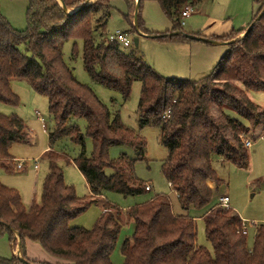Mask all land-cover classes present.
Returning a JSON list of instances; mask_svg holds the SVG:
<instances>
[{
	"label": "trees",
	"instance_id": "obj_1",
	"mask_svg": "<svg viewBox=\"0 0 264 264\" xmlns=\"http://www.w3.org/2000/svg\"><path fill=\"white\" fill-rule=\"evenodd\" d=\"M26 1L25 31L15 29L0 9V102L17 107L20 99L11 83L25 81L48 99L55 128L49 130V172L41 203H33L28 210L18 191L0 182V236L8 234L14 249L19 240L21 257L28 262L26 242L30 241L64 264H113L111 256L120 233L133 222L134 233L121 249L124 264H264V225L256 227L249 248L247 236L241 233L242 218L218 202L223 181L213 166L217 158L248 169L250 153L245 140L256 141L264 134V108L250 95L264 92V0H255L258 10L251 23L255 24L247 34L249 26L213 38L229 42L227 53L210 74L196 81L166 78L137 49L127 52L109 40L107 26L114 9L110 2L116 0L90 5L88 0H63L72 14L58 0ZM122 1L127 6L126 33L139 30L162 41H193L170 34H186L181 15L203 0H156L172 23L164 34L145 28L143 0H139L138 26L134 24L137 1ZM78 39L83 41L84 70L93 83L128 100L134 82H141L140 125L152 124L160 130V141L168 151L162 173L177 194L182 214L173 212L165 195L126 211L102 200L108 192L138 196L152 190L135 171L146 144L123 124L119 111L104 104L90 85L78 81L64 61L65 43ZM76 56L73 51V59ZM78 121L85 122L84 130ZM86 138L92 141L91 156ZM64 139L78 146L75 158L55 150ZM32 143V133L21 118L0 113V166L12 172V147ZM115 146L129 147L138 152L137 157L121 154L113 160L110 151ZM60 160L73 161L90 189L89 198L80 199L74 187L66 184ZM92 204L102 208L95 225L91 229L71 227ZM191 210L200 217L191 216ZM198 219L204 222L212 250L198 244ZM0 264L27 263L15 255L0 258Z\"/></svg>",
	"mask_w": 264,
	"mask_h": 264
},
{
	"label": "rangeland",
	"instance_id": "obj_2",
	"mask_svg": "<svg viewBox=\"0 0 264 264\" xmlns=\"http://www.w3.org/2000/svg\"><path fill=\"white\" fill-rule=\"evenodd\" d=\"M98 1L88 0L86 4H95ZM222 1L223 4L215 5L214 10L222 16L221 19H225L223 16L224 10L235 13V6L232 3L234 0ZM224 1L226 2L224 3ZM227 2L230 3L225 6ZM110 3H114V9L108 22V33L118 30L128 31L129 24L123 16L126 12L125 2L116 0ZM27 6L28 2L26 0H0V8L4 16L9 19L15 29L20 31L27 29ZM251 6V1H248L246 12L251 10ZM198 8H195L192 15L184 20L185 25L182 26V29L185 33H201L209 38L214 33L227 31L231 24L230 21L221 20L220 22L218 18H216V21L209 15L208 11L204 9L197 11ZM72 11L69 10V12ZM141 17L146 24L147 31L164 34L172 28V23L163 14L156 0H143ZM129 38L132 45L125 48L127 52L137 49L138 53L144 55L149 66L156 72L166 78L177 80L196 81L207 76L218 65L228 50L227 46L223 45L226 42H221L222 44L217 46L190 42L184 45L177 42L158 40L146 35L141 36L137 32L129 33ZM135 38L139 39L138 48L133 43ZM237 39L239 37L233 41ZM21 50L24 51V47H21ZM73 51L77 54L74 59L72 57ZM82 53L83 41L81 39L70 40L63 47L64 61L73 70L78 81L90 85L104 104L113 111H119L123 124L132 129L146 144L144 158L136 162L135 171L137 177L150 185L152 190H148L145 194L138 196H124L108 192L104 198L111 204L126 211L137 205L148 203L157 195H165L171 202L173 212L182 214L177 195L162 173V164L168 156V151L160 141V130L152 124L145 127L140 125L138 106L141 98V82H134L130 98L125 100L120 93L107 90L91 81L84 70ZM11 88L19 97L20 104L14 107L0 102V113L6 116L16 115L21 118L32 133L33 143L30 145L16 144L12 147L11 155L17 160H25L27 169L25 171L17 170L15 162L12 168L16 169L15 172L9 173L0 166V182L6 187L16 189L21 195L25 207L30 209L33 203H41L43 184L49 172V160L46 153L50 146L49 130L55 128V121L49 113L48 99L33 91L25 81H13ZM250 95L254 102L264 107V92H251ZM36 112H39L45 120L44 125L38 119ZM78 125L83 130L85 129L84 121H78ZM261 137H264V134ZM260 138L256 142L253 140L254 145L249 148L250 167L248 169H241L232 163H225L217 158H215L213 163L219 179L223 181L220 195L229 197V207L247 223L248 235L246 236L249 248L253 246L256 227L264 225V140ZM54 148L56 151H65L70 158H75L79 153L78 146L68 139L59 141ZM86 150L87 155L91 156L93 146L89 138H86ZM121 154H128L135 159L138 152L125 146H115L110 151V157L113 160L118 159ZM35 163L40 167L38 172L34 170ZM59 165L64 172L66 184L74 187L80 199L89 198L86 180L73 161L68 164L64 160H60ZM210 186L214 187L213 184ZM101 214L102 208L100 204H92L87 211L72 221L71 227L91 229ZM197 226L198 244L212 250L206 239L203 220L198 219ZM132 227V222L123 227L116 249L111 256L113 260L117 258L123 261L120 244L125 239L132 237L134 232H130ZM32 246L37 245L33 244ZM15 250L16 253L14 252ZM15 250L9 241L8 234L0 236V258L11 259L15 255L21 256L19 240ZM30 250L38 255L36 247H31ZM57 264L64 263L60 261Z\"/></svg>",
	"mask_w": 264,
	"mask_h": 264
},
{
	"label": "crops",
	"instance_id": "obj_3",
	"mask_svg": "<svg viewBox=\"0 0 264 264\" xmlns=\"http://www.w3.org/2000/svg\"><path fill=\"white\" fill-rule=\"evenodd\" d=\"M137 1V0H135ZM248 1H251V10L247 11L246 12V7H247V3ZM226 1H224L225 3ZM230 2H227V4L225 6H227ZM232 3H234V6H235V13H232L230 12L229 10H224V13H223V16L225 17V19H221V15L217 12H215L214 8H215V5H219V4H223V1L222 0H203L202 3L199 5V8L197 11L199 10H205V11H208L209 12V15L214 18V20L217 21L216 18H218V21L221 22V20H227V21H230V25L227 29V31H224L223 33H214L212 35H210V37L208 38L207 36L205 35H202L201 33H186V34H190V35H194V36H198V37H203V38H207V39H210V40H213V38L215 37H224V36H227L229 35L231 32L233 31H238V30H244L246 28H248V26H250V24L252 23L253 19H254V16L256 14V11L258 10V5H256L255 3V0H234ZM231 3V4H232ZM114 4V3H113ZM112 4V5H113ZM114 7V6H113ZM1 9V8H0ZM2 12V11H1ZM127 13V6H126V12L124 14ZM2 14L4 15V13L2 12ZM123 14V16H124ZM7 18V17H6ZM189 18V17H188ZM188 18H185V19H188ZM184 19V20H185ZM9 20V19H8ZM226 21V22H227ZM144 22V21H143ZM185 25V24H184ZM144 26L145 28L147 29L146 27V24L144 22ZM172 29V28H171ZM170 29V30H171ZM148 30V29H147ZM168 30V31H170ZM127 31V30H125ZM167 31V32H168ZM244 36L241 35L239 36V39H241L242 37ZM218 43L217 44H212V43H205V42H201V41H192L190 43H202V44H207V45H211V46H217V45H220L222 44L221 41H217ZM227 43V42H226ZM223 44V45H226L227 46V49H228V44ZM180 44H189V43H180ZM191 46V45H190ZM193 46V45H192ZM264 108V107H263ZM27 126V125H26ZM28 128V127H27ZM261 139V138H260ZM256 142V141H255ZM253 145H254V142H253ZM252 145V147H253ZM251 147V148H252ZM48 151H49V148H48ZM47 151V152H48ZM46 152V153H47ZM45 153V154H46ZM13 159L15 160L13 162L12 165H10V167L13 168V166L15 165V162H16V169H17V163L19 162V160H17L14 156H12ZM35 165V164H34ZM250 167V166H249ZM16 169H13L12 172H9V173H14ZM27 169V165L25 164L24 168L23 169H17L19 171H25ZM34 170L36 172H38L40 170V167L38 169H35ZM88 186V185H87ZM172 188V187H171ZM89 189V187H88ZM173 190V188H172ZM174 191V190H173ZM89 195H90V189H89ZM177 195V194H176ZM103 199L102 200H105L106 199L104 197H102ZM101 206V204H100ZM29 210V209H28ZM123 210V209H122ZM125 211V210H124ZM191 216L193 217H200V213L196 210H191L190 212ZM238 214V213H237ZM243 220V219H242ZM133 224V227L131 228L130 232L132 233L134 230H135V225L134 223L132 222ZM134 233V232H133ZM126 240V239H125ZM124 240V241H125ZM123 241V243H124ZM123 243L120 244V252H121V249H122V245ZM33 244H36L37 246H32ZM31 247H36L38 249V255L35 254V253H32V251L30 250ZM15 250V249H14ZM18 250V249H17ZM16 253V250L14 251ZM121 255H122V252H121ZM36 256H38V258H36ZM26 257L27 259L32 263V264H35V263H44V262H47V263H50V264H57V263H60V261L52 256H50L46 251L43 250V248L37 244V243H33V242H30V241H27L26 242ZM122 260L125 262V258L124 256L122 255ZM111 261L113 264H122L123 261H120L119 259H115L113 260V257H111ZM115 262V263H114ZM124 264V263H123Z\"/></svg>",
	"mask_w": 264,
	"mask_h": 264
},
{
	"label": "built area",
	"instance_id": "obj_4",
	"mask_svg": "<svg viewBox=\"0 0 264 264\" xmlns=\"http://www.w3.org/2000/svg\"><path fill=\"white\" fill-rule=\"evenodd\" d=\"M194 11H195L194 8H187L182 13V15H181V21H182L181 24H182V26L185 24L184 23V19L190 17ZM108 38H109V40L111 42H117L124 48H128V47H130L132 45V42L130 41V38H129V34L126 33L125 31L118 30V31H115L113 33H110L108 35ZM36 115H37L38 119L44 125L45 124V120L41 117L40 113L36 112ZM261 139L264 140V137H261ZM245 145L248 148H251L252 145H253V142L250 141V140H245ZM25 164H26L25 160H19V162L17 163V169H23ZM34 168L38 169L39 165L37 163H35ZM218 202H219V204L221 206L228 208L229 207V203H230V199H229L228 196H220L219 199H218ZM241 233L243 235H248V226H247V223L245 221H244Z\"/></svg>",
	"mask_w": 264,
	"mask_h": 264
},
{
	"label": "water",
	"instance_id": "obj_5",
	"mask_svg": "<svg viewBox=\"0 0 264 264\" xmlns=\"http://www.w3.org/2000/svg\"><path fill=\"white\" fill-rule=\"evenodd\" d=\"M58 1H59V3L61 4V6H62V7H63V8L69 13V14H72V12H69V11L66 9V6H65L63 0H58ZM76 11H77V10H76ZM138 13H139V0H137V5H136V9H135L134 24H135L136 26H138ZM261 17H262V14L258 17V20H259ZM254 24H255V23H253V24H251V25L249 26V28L247 29L246 34L252 29V27H253ZM138 33H139L141 36H144V35H145V34H143L142 32H140L139 30H138ZM170 35H183V36H185V37H187L188 39L193 40V41H201V42L212 43V44H217V43H218L217 41L210 40V39H207V38L198 37V36H194V35H190V34L179 33V32L171 33ZM244 35H245V34H244ZM152 38H153V37H152ZM133 43H134V46H135L136 48H138V46H139V39H138V38H135ZM223 44H225V43H223ZM226 44H229V42H227ZM19 253H20V252H19ZM19 257H20V259H21L23 262H25V263H27V264H32L31 262H28V261L22 259L21 256H19Z\"/></svg>",
	"mask_w": 264,
	"mask_h": 264
}]
</instances>
